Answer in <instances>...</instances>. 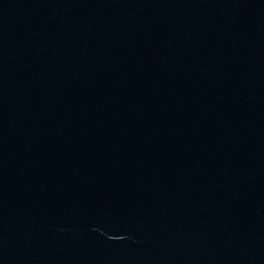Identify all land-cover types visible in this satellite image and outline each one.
<instances>
[{
	"label": "water",
	"instance_id": "water-1",
	"mask_svg": "<svg viewBox=\"0 0 264 264\" xmlns=\"http://www.w3.org/2000/svg\"><path fill=\"white\" fill-rule=\"evenodd\" d=\"M0 264H264V0H0Z\"/></svg>",
	"mask_w": 264,
	"mask_h": 264
}]
</instances>
